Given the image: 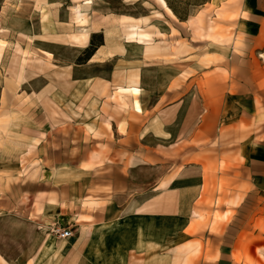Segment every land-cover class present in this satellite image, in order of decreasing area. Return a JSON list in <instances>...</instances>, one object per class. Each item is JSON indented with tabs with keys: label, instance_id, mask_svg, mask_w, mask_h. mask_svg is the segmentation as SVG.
Instances as JSON below:
<instances>
[{
	"label": "crops",
	"instance_id": "1",
	"mask_svg": "<svg viewBox=\"0 0 264 264\" xmlns=\"http://www.w3.org/2000/svg\"><path fill=\"white\" fill-rule=\"evenodd\" d=\"M143 1V14L118 15L132 19L120 18L127 25L100 28L104 44L82 64L114 59L129 71L78 78L64 67L46 91L94 145L77 159L162 162L156 183L115 186L100 220H179L187 240L206 243L200 264L227 256L229 264H264V0H204L187 17L169 0ZM130 23L136 38L122 41ZM62 143L61 156L71 145ZM133 168L124 172L131 179ZM134 191L135 202L123 201ZM222 236L229 247L217 244ZM185 251L182 242L171 254Z\"/></svg>",
	"mask_w": 264,
	"mask_h": 264
},
{
	"label": "rangeland",
	"instance_id": "2",
	"mask_svg": "<svg viewBox=\"0 0 264 264\" xmlns=\"http://www.w3.org/2000/svg\"><path fill=\"white\" fill-rule=\"evenodd\" d=\"M85 1L0 0V116H7L0 121V264H200L196 254L206 243L187 240L189 235L178 232L179 220H100L99 205H114L115 186L142 189L156 183L161 175L155 167L162 162L151 160L148 168L146 161L127 166L77 159L87 156L83 148L94 145L84 140L82 129L67 124L74 114L46 96L64 67L78 78L84 72L130 69L114 59L84 67V53L92 40L104 44L100 28L117 29L118 15H141L146 3L90 0L81 14L75 13ZM201 1L169 3L187 17ZM86 30L90 37L85 46L79 40ZM62 139L71 145L61 156ZM132 166L133 179L124 173ZM138 195L140 191L123 193L122 199L135 202ZM155 204L161 202L156 199ZM220 239L219 246L231 244L228 236ZM182 242L188 254L173 256L171 250ZM229 263L228 256L220 257L219 264Z\"/></svg>",
	"mask_w": 264,
	"mask_h": 264
},
{
	"label": "bare ground",
	"instance_id": "3",
	"mask_svg": "<svg viewBox=\"0 0 264 264\" xmlns=\"http://www.w3.org/2000/svg\"><path fill=\"white\" fill-rule=\"evenodd\" d=\"M162 1L165 3L164 0H162ZM89 3H91L90 0H87L84 3L77 4L76 7H75V13H77V14L80 13L81 14L83 7L89 6L90 5ZM121 20L126 21V20H132V19L127 17V16H123V17H121ZM81 22H82L83 26H87V24H86L87 20L85 19V17L81 18ZM134 26H135L134 24L130 23L128 27L129 28H133ZM124 33H125L126 38H127L128 41L134 40L136 38V34H137L135 30H133V29L130 30L128 28L124 29ZM89 37H90V31L86 30L85 32L82 33V35L80 37V40H79L80 41L79 43L81 45H86L88 43V41H89ZM45 52H47L50 55L52 54L51 52H48V51H45ZM133 90L135 92H138L139 89L135 87ZM115 98H117L121 102V104H123L125 106L130 104V98L129 97H126V96H123V95H118ZM133 106L135 108L141 110V106H140V104L137 101L133 104ZM5 116L6 115L0 116V121L3 120V118Z\"/></svg>",
	"mask_w": 264,
	"mask_h": 264
},
{
	"label": "trees",
	"instance_id": "4",
	"mask_svg": "<svg viewBox=\"0 0 264 264\" xmlns=\"http://www.w3.org/2000/svg\"><path fill=\"white\" fill-rule=\"evenodd\" d=\"M174 9V8H173ZM175 10V9H174ZM96 35H94V37H95ZM103 44V41L101 40V41H99L98 43H95V42H93V40H92V47L90 46V47H88L87 48V50L85 51V58H84V60H89L90 58H91V56L95 53V51H96V49L100 46V45H102Z\"/></svg>",
	"mask_w": 264,
	"mask_h": 264
}]
</instances>
